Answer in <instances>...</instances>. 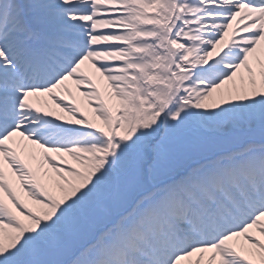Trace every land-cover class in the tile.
Masks as SVG:
<instances>
[{
	"label": "snow or ice",
	"instance_id": "snow-or-ice-1",
	"mask_svg": "<svg viewBox=\"0 0 264 264\" xmlns=\"http://www.w3.org/2000/svg\"><path fill=\"white\" fill-rule=\"evenodd\" d=\"M0 264H264V0H0Z\"/></svg>",
	"mask_w": 264,
	"mask_h": 264
}]
</instances>
